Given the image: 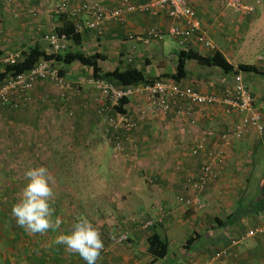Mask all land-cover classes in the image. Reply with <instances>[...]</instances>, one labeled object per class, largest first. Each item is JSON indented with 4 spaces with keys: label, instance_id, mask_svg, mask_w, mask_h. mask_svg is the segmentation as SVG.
Wrapping results in <instances>:
<instances>
[{
    "label": "crops",
    "instance_id": "0c3cea01",
    "mask_svg": "<svg viewBox=\"0 0 264 264\" xmlns=\"http://www.w3.org/2000/svg\"><path fill=\"white\" fill-rule=\"evenodd\" d=\"M58 1L0 0V57L9 54L23 57L34 47L48 54L52 53L43 36L53 31L65 30L64 19L53 13ZM76 1L99 2L106 7L117 8L125 3L144 0ZM189 3L213 46L212 51L200 46L188 49L179 47L168 34L169 29L177 22L165 11L158 14L128 15L124 23L107 24L101 35L85 32L79 36L78 43L68 40L63 52L83 53L87 56L98 54L104 57L103 61H98L102 74L115 69L123 71L126 68H136L147 79L169 80L175 74L178 53L190 50L201 56L218 52L234 68L238 65H250L264 71V61L258 54L259 48L257 53L252 46V35L264 41V0H240L237 4L225 0H189ZM235 5L251 7L254 11L244 13L248 16H243L235 11ZM152 29L161 34L159 41L152 40L143 44L127 39L128 35H144ZM251 56L255 57L256 63L250 62ZM53 64L74 89L86 86L81 97L65 99L67 103L76 106L73 109L78 110L77 121L82 125L88 123L89 127L94 122L98 123L95 111L91 116V110L99 106L101 96L94 86L83 84L86 74H91V70L78 63ZM184 72L185 77L178 85L190 87L200 94L217 96L232 86L233 76L236 75L224 73L216 67L202 66L195 60L185 62ZM240 74L252 93L253 112L260 114L264 128V74ZM91 78L90 75L89 79ZM45 84H36L31 95L35 102H41L45 108H49L50 97ZM72 93L74 91L70 92ZM50 101L53 102L54 99L50 98ZM138 104L148 107L145 99L133 97L124 108L126 118L134 119ZM186 110H190L191 114L187 115ZM244 116V113L229 111L223 106L199 108L173 99L167 112L151 110L141 121L135 120V128L126 137L123 136L122 125L116 126V131H111L112 135L115 133L121 138V144L124 145V155L119 158L120 161L114 155V150H111L112 147L101 148L96 140L94 146H90L86 141L85 147L88 150L83 149L85 153H80V156L83 155L88 164L96 159H92V154L94 156L106 150L105 163L112 187L116 186L113 170L121 164L123 168L127 166L128 171L134 168L149 172L153 170L154 180L158 183L149 188L135 172L127 177L125 182L128 185L124 187L119 200H122V215L124 212L151 215L156 221L155 227L151 228L152 231L150 229L151 232L136 230L134 227V233L129 232L132 240L130 246L107 247V252L101 255L97 264H264V236L247 239L236 248H228L227 256L218 257L220 250L227 249L228 241L246 228H264V131L259 133L252 128L243 138L228 145L218 138L239 124ZM116 119L114 114V120ZM90 132L89 130L87 134ZM207 133H212V136L208 137ZM78 134L75 132V137ZM92 134L94 135L91 136ZM91 138H98L105 145H108V141L113 143L111 135L105 139L104 134L95 130L90 133L89 140ZM196 147H200L201 151L194 155ZM218 153L222 154L221 162L215 159ZM98 164L102 165L103 162L99 159V163L94 166L99 167ZM205 164L212 166L215 178L202 194L204 208L201 211L187 208L179 202L180 198L191 196L189 190L183 189V183L195 179ZM76 165L77 163L75 167ZM109 195L106 194V197L109 198ZM149 203L153 204L151 209L146 208ZM62 224H59L60 229L64 225ZM152 234H156L167 245L166 257L155 262H152L147 252V239ZM56 237L45 241L36 250V254H30L28 250L26 257L8 259V264H82L83 260L76 258L70 263L66 246L56 244ZM3 261L7 263L5 259Z\"/></svg>",
    "mask_w": 264,
    "mask_h": 264
},
{
    "label": "rangeland",
    "instance_id": "374dc122",
    "mask_svg": "<svg viewBox=\"0 0 264 264\" xmlns=\"http://www.w3.org/2000/svg\"><path fill=\"white\" fill-rule=\"evenodd\" d=\"M226 1L231 2V0ZM240 13L243 16L247 14ZM246 40L244 42L248 43L249 39ZM252 46L254 51L257 50V53L259 48L258 54L264 61L263 39H258L252 35ZM250 60L251 63H256L255 57L251 56ZM66 70H68L67 67ZM82 72L84 73V70ZM90 75L86 74L87 77L83 84H89ZM45 85L48 96L54 99L53 102L50 101V98L48 99L51 107L45 108L41 102H35L34 98L30 108L25 112H13L8 108L0 111V231L5 232V235L0 237V257L2 261L6 257V264H8V259L22 258L20 254L25 248L30 251V254H36V250L41 248L49 238H55L58 236L57 234H70L73 225L82 218H87L99 230L106 248L110 246L127 248L132 241L129 238V232L134 233V227L136 230L139 229L138 225L135 224L143 220H155L153 216L142 214V212L138 214L133 212L126 214L124 212L122 215V200L119 201L124 187L128 185L125 181L128 180L127 177L131 172L140 175L141 180H144L149 188L158 184L154 180L153 170L149 172L134 168V170L128 171L127 166L123 168L121 164L119 168L113 170V181H115L116 186L112 187L105 163L106 150L102 149L101 153L94 156L92 154V159H96L90 164H88V160L82 157L83 155L80 156V153H85L83 149L88 150V147H85L87 140L90 146H94L93 143L96 140L101 148L112 147L111 150H114V155L118 157V161L124 155L125 150L121 143L119 150H115L114 145H110L113 144L110 141H108V145H105L98 138L89 140V135L91 132L94 133V130L103 135L108 131L106 129L112 131L115 127L110 128L101 123L100 120L98 123L94 122L92 127H89L88 123L82 125L77 121L78 110L73 109L76 106L67 103L65 99L73 96L74 99L81 97V92L86 90V86L75 89L72 87L74 93L64 92V97H62V90L51 84L46 83ZM143 108L146 113L150 111L147 106H143ZM93 109L91 116L97 108ZM69 113H72L71 116ZM113 113V111L108 113L107 117L112 118ZM118 124L115 123V125ZM89 130L91 132L87 134ZM75 132H78L79 136L75 137ZM109 156L111 155L109 154ZM99 159L103 164H98L99 167H95L94 164L99 163ZM75 163H77L76 167ZM39 166L46 167L51 178L50 187L53 195L49 203L54 209L51 219L53 222L59 219L60 224L64 220V225L62 224L61 229L60 227L50 228L44 234H32L16 223L15 217L11 214V209L22 199V190L28 183L25 172ZM180 178L183 176L180 175ZM106 194H110V197H106ZM115 199L118 200L114 201ZM152 206L153 204L149 203L146 208L151 209ZM133 222L135 224H131ZM151 228L147 231L151 232ZM120 233L128 236L127 244L117 245L113 242V238ZM38 253L41 252L38 251ZM75 258L81 259L78 254L68 250L70 263ZM82 264L85 262L82 261Z\"/></svg>",
    "mask_w": 264,
    "mask_h": 264
},
{
    "label": "built area",
    "instance_id": "2783aa9c",
    "mask_svg": "<svg viewBox=\"0 0 264 264\" xmlns=\"http://www.w3.org/2000/svg\"><path fill=\"white\" fill-rule=\"evenodd\" d=\"M231 2L237 4L234 0H231ZM234 9L239 13H253L254 11L251 7L240 5H235ZM165 11L170 18L177 22L169 29L168 34L175 39L179 47L188 49L191 46H200L204 50L212 51L213 46L202 30L189 0H144L125 3L117 8H109L99 2L78 3L76 0H59L54 7L53 13L55 16L69 21L74 33L77 35H82L85 32L101 35L107 24L112 22L124 23L128 15L158 14ZM35 16L34 14L33 17ZM127 39L137 43L148 44L152 40L159 41L161 34L152 29L144 35H128ZM43 40L52 53H60L66 49L68 38L65 34L53 31L45 34ZM19 59V54H9L0 57V63L13 65ZM40 83L51 84L59 88L63 92L62 95H64V92H73L72 86L60 75L53 62L40 60L30 71L5 80L0 84V111L7 108L13 112L27 110L33 100L31 90L36 84ZM89 84L94 86L99 96H101L99 106L95 112L97 118L106 126L115 127L114 130H117L116 126L121 124L124 129L123 136L125 137L135 128L134 121H141L146 115L143 105L140 104H138L137 113L133 120L115 112V108L119 107L120 101L123 99L129 100L133 97L145 99L149 110L167 112L172 105V100L176 99L188 102L199 108L223 106L229 111L244 113L245 116L239 124L235 125L230 131L218 136L219 140L227 145L243 138L252 128H255L259 133L263 131L260 114L253 112L254 99L252 93L241 74L234 75L232 86L219 96L200 94L190 87L183 88L169 80H158L152 84L136 87H116L111 83L94 81L91 78ZM112 111L117 117L116 120H114V115H112V118L107 117V114ZM71 114L69 113V116ZM186 114L190 115L191 111L186 110ZM116 122L119 124L115 125ZM106 130L108 131L104 135L107 137L111 135L114 149L119 150L121 138L115 133L112 135L109 129ZM207 136L211 137L212 133H207ZM200 151L201 148L196 147L193 154L196 155ZM209 156L213 157L212 154ZM215 159L221 162L223 160L222 154L218 153L215 155ZM214 178L215 173L212 166L205 164L195 179L183 183V189L189 190L191 196L190 198H180L179 202L187 208L201 211L204 208L201 200L202 194H204L208 184ZM155 224L156 221L153 219L143 220L138 223V228L145 231L155 226ZM261 236H264V228L248 227L238 236L231 238L228 241L227 249L220 250L218 257L227 256L228 248H236L244 244L247 239ZM128 241L126 234L120 233L113 238V242L117 245H125ZM106 252L107 248L104 246L101 254Z\"/></svg>",
    "mask_w": 264,
    "mask_h": 264
},
{
    "label": "trees",
    "instance_id": "16d2710c",
    "mask_svg": "<svg viewBox=\"0 0 264 264\" xmlns=\"http://www.w3.org/2000/svg\"><path fill=\"white\" fill-rule=\"evenodd\" d=\"M64 27L65 30L58 31L62 34H65L68 40H73L74 43L79 42V36L74 33L71 23L64 19ZM177 59V67L175 74L169 78L175 83H179L181 79L185 77L184 67L185 62L187 60H195L198 64L207 67H216L222 70L224 73H232V74H240V73H254L258 75H263L261 71H259L254 66L250 65H238L234 68L230 65L225 58L219 54L218 52L212 53L210 56H201L195 52L190 51H181L178 53ZM51 61L55 63H61L64 65H70L73 63H78L83 67H86L91 70V77L94 81H105L107 83H111L116 87H129V86H140V85H148L152 84L161 79H147L143 76L142 72L137 70L136 68H126L123 71L119 69H115L111 72L103 73L98 66V61H103L104 57L95 54L91 56L84 55L83 53H71V52H63L59 53H46L39 49L38 47H34L29 49L27 53L23 55L17 61V63L13 65H6L0 63V84L5 80L13 78L17 75L24 74L30 71L34 65L40 61ZM240 72V73H238ZM61 73V72H60ZM242 75V74H241ZM127 99H123L120 101L119 107L115 108V112L121 115H126L125 106L128 104ZM0 237L5 235L4 231H0ZM189 242V240L187 241ZM148 244V254L152 258V262L162 260L166 257L167 254V245L162 242L160 238L156 234H152L147 239ZM27 249L20 255L27 256ZM19 257V255H18ZM30 257V256H28ZM6 259V257H5ZM0 264H6L2 261L0 257Z\"/></svg>",
    "mask_w": 264,
    "mask_h": 264
},
{
    "label": "clouds",
    "instance_id": "9594fccd",
    "mask_svg": "<svg viewBox=\"0 0 264 264\" xmlns=\"http://www.w3.org/2000/svg\"><path fill=\"white\" fill-rule=\"evenodd\" d=\"M25 177L28 183L22 190V199L11 209L16 223L32 234L58 228L61 221L51 219L54 209L49 203L53 193L48 169L44 166L31 168L25 172ZM54 242L78 254L85 264H97L104 248L99 230L87 218L79 219L70 234L59 235Z\"/></svg>",
    "mask_w": 264,
    "mask_h": 264
}]
</instances>
